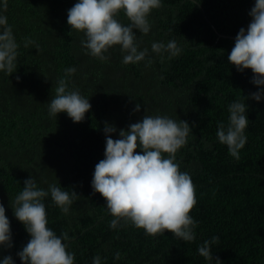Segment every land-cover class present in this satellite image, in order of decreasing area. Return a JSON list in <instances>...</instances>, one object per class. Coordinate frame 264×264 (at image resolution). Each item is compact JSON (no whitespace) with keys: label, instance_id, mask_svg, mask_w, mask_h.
I'll use <instances>...</instances> for the list:
<instances>
[{"label":"trees","instance_id":"trees-1","mask_svg":"<svg viewBox=\"0 0 264 264\" xmlns=\"http://www.w3.org/2000/svg\"><path fill=\"white\" fill-rule=\"evenodd\" d=\"M3 2L0 14L7 17L19 47L17 70L11 75L0 71V203L13 244L0 247V261L11 255L14 264H22L16 253L30 236L12 207L32 177L38 188L56 185L78 195L67 214L50 194L43 200L47 227L58 236L68 234L65 243L74 264H93L97 255L101 264H215L198 252L213 236L219 240L211 250L222 264H264V97L245 101L244 96L259 90L251 83L253 73L239 72L228 61L255 0H161L162 6L148 16L149 33L134 29L138 50L147 48L148 56L127 65L120 45L104 53L106 61L82 47L84 32L67 23L77 0H7L6 12ZM115 18L130 23L123 9ZM171 40L182 49L178 56L152 52L154 42ZM69 67L76 68L68 78L69 90L78 89L91 104L80 123L64 112L50 116L48 110ZM237 101L246 103L249 120L239 160L216 137L218 125L229 123V105ZM137 104L140 111L134 112ZM145 114L184 120L191 127L176 162L195 186L196 204L189 213L197 222L194 241L167 231L146 235L123 220L111 228L114 217L106 200L91 187L95 166L104 159L105 122L117 128L112 138L118 139L120 129Z\"/></svg>","mask_w":264,"mask_h":264},{"label":"clouds","instance_id":"clouds-1","mask_svg":"<svg viewBox=\"0 0 264 264\" xmlns=\"http://www.w3.org/2000/svg\"><path fill=\"white\" fill-rule=\"evenodd\" d=\"M161 6V0H77L67 12V23L72 30L84 32L86 40L81 44L91 56L106 61L109 57L104 53L112 46L120 45L121 51L126 53L122 62L136 64L145 60L148 49L138 50L134 29L148 34L151 28L148 16L151 10ZM7 7V0H4L3 12ZM121 9L130 21L127 25L115 18ZM249 16L251 22L247 29H239L228 61L239 72L252 71L251 83L259 90L244 96V99L259 102L264 97V0H255ZM18 47L7 17L0 14V71L11 75L17 70ZM151 49L157 54L167 52L169 58L182 51L175 40L166 45L154 42ZM75 72V67L65 69V78L58 81L48 110L50 116L57 117L64 112L74 123H80L90 111L91 104L78 89L69 90L68 78ZM19 79L17 76V81ZM140 108L141 105L137 104L133 111L139 112ZM228 111L229 123L227 126L223 123L218 125L216 137L227 146L229 154L239 160L240 150L247 142V105L241 101L233 102ZM103 131L106 138L104 159L95 166L91 187L106 200V207L114 217L110 227L117 228L123 220L125 224L131 222L134 227L145 230L146 235L155 237L167 231L184 242L194 241L197 222L189 213L196 204L195 186L190 174L180 171L176 162L177 151L187 144L191 132L189 123L184 120L177 122L168 116L145 114L142 120L130 124L127 129H120L118 139L112 138V134L117 132L114 125L105 122ZM164 153L168 154L167 158ZM49 194L64 214L69 212L78 196L75 191L70 193L61 186L49 185L47 191L38 188L35 179L30 177L24 181L23 190L15 198L14 216L30 236L22 250L16 253L22 264H74L75 255L67 250L68 244L65 243L69 240L68 234L64 232L58 236L47 227L43 200ZM218 240L216 236L205 240L198 252L206 260L222 264L211 250V245ZM0 247H13L10 221L2 203ZM115 259H121L120 252L115 254ZM0 264H14V260L7 255ZM93 264H101L99 255L93 258Z\"/></svg>","mask_w":264,"mask_h":264},{"label":"water","instance_id":"water-1","mask_svg":"<svg viewBox=\"0 0 264 264\" xmlns=\"http://www.w3.org/2000/svg\"><path fill=\"white\" fill-rule=\"evenodd\" d=\"M250 22H251V20H250ZM250 22H249V23H250ZM234 39H235V37H234Z\"/></svg>","mask_w":264,"mask_h":264}]
</instances>
